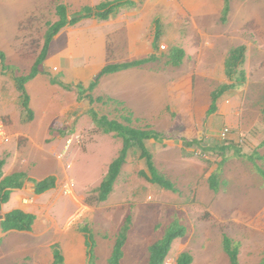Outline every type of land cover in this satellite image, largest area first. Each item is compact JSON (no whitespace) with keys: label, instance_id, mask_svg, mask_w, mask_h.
Segmentation results:
<instances>
[{"label":"rangeland","instance_id":"1","mask_svg":"<svg viewBox=\"0 0 264 264\" xmlns=\"http://www.w3.org/2000/svg\"><path fill=\"white\" fill-rule=\"evenodd\" d=\"M203 1L206 0H193V2L188 0L191 8L186 6L183 0H176L183 10L188 11L185 19L182 13V22L178 23L180 17H177L176 24L173 22L167 24L165 17L161 16L159 21H162L163 29L157 42L160 51H158L160 54L158 66L164 70L165 85L167 79L171 80L178 73L188 75L192 72L193 82L199 81L201 84L197 91L199 104L203 105L204 101H207L208 91L218 86L219 82L214 81L207 85L209 84L207 78L200 74L195 59L205 58L211 65L215 54L224 56L236 46H250L241 67L247 75V80L244 84L238 85L239 91L235 92L238 94L236 98L241 108L249 107L244 115V123L249 131L240 132L235 138L237 143L234 139L230 140L226 150L220 149L219 144L224 145L222 141L219 143L216 139L214 141L206 139L205 143L215 150L207 152L208 157L204 154L203 157L198 158L201 154L197 155V158H194L196 162L187 160L182 162L179 155L177 160L171 162L164 157L160 158L162 147L157 150L154 148L155 153L158 154L159 172L174 182L175 191L162 189L140 175L143 167L147 173L149 170L145 159L139 158L140 150L134 147L109 199L103 203L91 204L90 197L97 194L96 188L101 184L109 164L118 156L123 145L121 138L114 133L103 132L94 120L93 113L90 114L91 109H94L99 117L107 115L110 119L126 125L124 118L129 116L131 125L137 128H150V121L144 118L145 112L142 111L141 105L112 97L111 90L105 83L106 80L99 81L102 86L92 90L89 88L92 81L86 84L87 87L83 85L86 92L96 90L90 101L89 95L79 97L76 87L75 90L65 88L62 81L54 78L55 70L46 72L50 81L57 82H53L56 84L53 88L49 86L45 89L42 85L44 76L34 79L36 87L31 93L33 96L37 94L39 98L38 103L35 104L37 117L46 111V103L52 99L53 92L65 89L68 95L63 102L71 113L62 115L55 123L51 122L53 127L50 133L60 134L63 138L62 142H65L70 133L81 136L79 135L78 141H76L77 136L74 138L70 149L66 150L64 145L61 146L64 151L66 150V158H59L63 162L62 165L60 162L56 163L63 169L62 177L64 175V181L59 189L48 193L49 197L45 200L31 194L32 206L38 217L34 234L4 232L0 226V264H51L55 244H59L65 257V264H88V245L86 235L81 228L83 226L90 228L96 241L95 264H109L108 260L119 228L128 215L132 216L133 224L124 248L125 256L122 264H148V247L162 238L175 220L185 225L188 233L173 242L166 264H177L179 255L184 252L194 255V264H230L229 257L224 251V235L240 243L241 264H259L264 259V179L257 172L259 167L254 168V163L252 166H245L249 158L244 156L254 157L253 149L264 147V0H231V9L225 18L224 0H212V3L219 7H217L218 13L206 19L199 8ZM27 2L28 0H0V53L6 56L3 62L0 55V118L6 126L5 139L0 142V160L4 159L6 162L3 167L5 175L20 168L26 170L27 166L34 165L37 155L44 152L35 148L25 137L27 131L20 132L25 126L24 123L31 124L32 121L25 122L22 118L23 114L25 116L27 114L23 111L14 76L30 71L42 50L48 28L59 19L58 5H66L69 15H74L90 6L87 4L92 3V0ZM155 27L153 25L145 35L149 41L155 36ZM172 31L173 34L168 35ZM116 38L118 35L109 34L107 37L106 45L110 54L111 43ZM174 46L190 53L188 60L181 67H173L170 61L171 47ZM109 58L111 60L110 55ZM211 67L216 69L215 64ZM203 69L208 71L209 66L203 64ZM112 77L109 76L110 79ZM93 80H96V77ZM234 82L227 77V82L224 84ZM71 92L76 94L73 95ZM97 93L105 94L102 96V102L97 101ZM164 97L168 101L171 100L167 95ZM82 98L84 102L81 103ZM166 104L162 111L163 115L171 113V105L168 104L166 107ZM134 114H138L136 118ZM179 123L184 122L180 119ZM215 126H219L218 134L227 128L217 123ZM185 128V125L179 124L172 131L168 129L165 137L175 139L177 142L185 140ZM204 135L206 137V134ZM196 139L193 137V141ZM24 141L26 146L23 144ZM197 145L200 147L199 144ZM258 153L263 155V158L255 161L258 162L257 166L261 165L264 169V148ZM226 156H238V158L230 164H225L221 160ZM43 165L41 173L36 169L38 175L47 173L44 170H47L45 166L47 162L43 161ZM209 173L211 174L208 175ZM248 174L246 182L245 178ZM213 178L217 181L216 189L208 188L207 192L211 197L209 196L203 204L197 199L198 189L204 183L209 186L207 182L210 183ZM27 182L30 183L29 180ZM223 191L226 193L224 196L228 198V204L224 205L225 208L219 213L215 207L223 202V200L219 201ZM57 200H60L61 205H66L65 208L71 209L69 213L66 212L68 214L64 213V217L55 210L52 211L51 216L47 213L51 204ZM22 208L26 207L22 206ZM1 222L2 220L0 224Z\"/></svg>","mask_w":264,"mask_h":264},{"label":"crops","instance_id":"2","mask_svg":"<svg viewBox=\"0 0 264 264\" xmlns=\"http://www.w3.org/2000/svg\"><path fill=\"white\" fill-rule=\"evenodd\" d=\"M110 1L113 0H92V3L87 5L96 7L102 3ZM183 1L185 2L184 4H186V6H190L188 4V0ZM28 2H30V0H28ZM217 7L218 6L216 4L212 3V0L203 1L199 5V8L205 15L204 19L212 14H217ZM181 9L183 10V7L180 4H177L176 0H123L122 7H120L115 13L111 14L108 19H100L96 16L86 18L79 17V20L76 23L69 24L64 27L55 36L51 44L48 57L45 60L46 72L49 73L52 72V70H55L56 73H53L54 78L59 79L65 84L73 85L71 89L75 90V86L77 85L82 84L86 86L87 83L95 81L93 80L94 77H97L101 70L108 64L132 62L146 59L148 57H155L153 60L142 65L102 76L99 81L106 80L105 83L108 84V88L111 90V96L115 99L121 100L122 98L127 103L130 102L131 104L141 105L143 108L142 111L145 112L144 118L150 121L151 127L149 129H152L164 135L158 141L156 139H149L146 141L147 148L154 155V161L157 168L158 154L155 153L154 148L157 150L162 147L160 158L164 157L168 161L172 162L174 160H177L179 155L182 162L186 160L196 162L194 158H197V155L199 156L201 154L198 158L203 157L204 154L205 157H208L206 153H210L215 150L213 147L205 143L206 139H210L211 141H214L216 139L219 143L220 141H222L224 145L219 144L221 145L220 149L226 150L228 149L227 146L230 143V140L232 141V139H234V142L237 143V141L235 140L237 135H239L240 132L244 133L249 131L248 126H246V124L244 123V115L249 110V107L241 108V104L237 101L236 98L238 97V94H235V92L238 90L237 86L246 82L247 75L245 73L246 80L244 83L238 82L237 77L235 78V80L230 79L226 72V60L233 49H236L240 46H245V62L246 52L247 50H249L250 46H236L234 48H231L229 53H226L224 56H222V54H215L213 57V63H211V65L215 64L216 69L214 67H211L210 63L206 61L205 58L195 59L200 68V74H203V76L207 78V81L209 83L207 85H210L214 81L219 82L218 86L213 89L211 88L208 91L207 101H204L203 105L199 104L197 91L198 86H200L201 84L199 83V81L193 82L194 79L192 77V72L188 75H181L178 73V75H174L171 80L167 79V84L165 85L164 70L163 68L158 66L160 54H158L159 48L157 42H155V36L149 41L145 35L148 34L153 25L157 26V23L160 24L161 30L163 29V23H161L162 21H159L161 16L165 17V22L167 24H170L172 22L176 24L177 17H180L178 23L182 22L183 19L186 18L185 16L188 14V11H181ZM182 13L184 14L183 19H181ZM227 14L228 13L224 15V18L227 16ZM69 16L71 19L78 17L77 14ZM109 28H111L110 31ZM173 32L174 31H172V33H168V35H172ZM109 34L118 35V38H116L113 43H111V54L108 51L106 45L107 37ZM155 35H157L156 27ZM6 55L8 56V53ZM109 55L111 56V60L109 58ZM189 56L190 53L185 52L182 64L179 66H175L172 64L173 67H181L184 62L188 60ZM203 64L209 66L208 71H204ZM241 67L239 69L243 70L241 69ZM46 72L44 74H39L35 78V80L40 79V76H44V82L42 83L43 87L46 89L47 87L52 86L53 88V86L56 84L48 79V75ZM183 72L184 71H182V74H184ZM110 75L113 76L111 79L109 78ZM227 77L230 81L235 82L232 84H224L225 82H227ZM112 80L113 82H111ZM100 84L101 83H98L97 87H95L94 89L102 86ZM32 85L33 87H31ZM229 85H232V87L227 89L221 95L220 99L217 102V110L214 113H210L209 111L212 104L213 92ZM35 87L36 86L34 85V79L27 84V91L31 97L30 107L34 111V118L31 124L24 123L25 126L23 127V129H21L20 132L24 133V130L27 131L28 134L26 133L25 137L28 138L31 144H33L38 150L44 151L46 153L44 154L43 152L41 155H37L34 161V165L27 166L26 170L20 168L19 170L11 173L13 174L15 172H25L27 176L26 181L29 180L30 183H26L25 181L21 188L14 190L9 202L1 205L0 215L6 216L14 209H21L25 212L34 214L36 216V220L33 226V230L31 231L10 230L8 231L9 233L23 232L30 235L34 234L38 217L36 212L34 211V206H32L33 198L31 194L37 197L40 196L41 200H45L49 197L50 192L59 189V186L64 181V175L62 177L63 172L61 171H63V169L61 168V166L59 167V164L56 165L57 162L63 164V162H61L58 158V153H62L64 151V148H62L61 146L64 145V147H66L69 138H75L76 136L80 135L77 133H70V136L65 140V142H62L63 138L60 134L51 135L50 132L52 130L51 128L53 127V125H51V122L55 123L62 115L71 113L68 110V107L66 109V104L63 102V99L67 97L68 94L65 89H63L64 91H60L58 89V91H54L52 99H50L46 103V111L42 113L40 117H37L35 104L38 103L39 98H37V94L33 96V94L31 93L32 89ZM94 92L85 91V93L80 95V97L89 95L88 98L90 99ZM71 94L74 95L76 93L71 92ZM104 95L105 94L99 93L98 98L102 99V96ZM165 95L169 96L171 100L168 101L164 97ZM82 99L83 100L81 101V103L84 102V98ZM91 100L92 99H90V101ZM97 101L102 102L103 99L101 101ZM165 103H167L166 107L168 106V104L171 105V113H169V115L162 114ZM134 115L136 118L138 114ZM22 118L25 121L26 116L23 114ZM180 119H182L185 124L179 123ZM216 123L221 126H227L231 130L227 136V139H223L220 134L217 133L219 126L216 127ZM179 124L186 126L184 131L186 139H182L180 140V142H177V140L175 139H167L165 137V134L168 129L172 131L173 129H176ZM65 128L69 129L66 126ZM204 134H206V137ZM15 136L17 137L18 135ZM13 137L14 135L12 136V138ZM193 137L197 139L193 141ZM47 141L49 143H47ZM76 141H78L77 137ZM24 142L25 143L23 144L24 146H26V141ZM27 143L29 142L27 141ZM197 144H199L200 147H198ZM262 148L253 149L255 158L253 157V155H244L243 153L245 157L248 156L247 158H249V160L246 161L247 164H245V166H252V164L254 163V168L262 167L261 165L257 166V161L263 158V155H258V152H260ZM237 158L238 156H226L224 158L225 160L223 159L221 161H223L225 164H230ZM255 159H257V161H255ZM43 161L47 162V165H45L47 166V170L44 169L45 171H47V173L38 175L36 169L39 170V173L42 172ZM143 169L145 168L143 167ZM29 170H31V172H29ZM7 173L8 174L4 175H11L9 174V172ZM210 174L211 173H209L208 175ZM49 176L56 177V187L42 194H36L35 181H40ZM248 176L249 174L245 178L246 182L248 180ZM207 183L209 186L205 185L206 183H204L198 189L197 199L199 201L201 200L203 204L206 203V200H208L210 196L207 192L208 188L211 189L212 187L211 182ZM224 193V191L223 193L221 192V194L219 193L221 198V200L219 201L221 202L223 200V202L221 204L219 203V205L215 207V209H217L219 213L220 211H222V209L225 208L224 205L228 204V198L225 197L226 195L224 196ZM51 205L52 206L50 207L49 211H47L49 216H51L50 214L53 210H55L59 211L60 214H63L62 216L64 217V215L68 214L71 210L65 208L66 205H61L60 200L54 201ZM22 206H25L26 208L24 209L22 208ZM211 209L212 208L210 207V210ZM81 228L83 231V227ZM83 233L85 234L84 231ZM194 261L192 264H194Z\"/></svg>","mask_w":264,"mask_h":264},{"label":"trees","instance_id":"3","mask_svg":"<svg viewBox=\"0 0 264 264\" xmlns=\"http://www.w3.org/2000/svg\"><path fill=\"white\" fill-rule=\"evenodd\" d=\"M123 5V0H113L110 2L102 3L96 7L87 6L82 9V11L77 14L78 17L71 19L68 14V8L66 5L61 4L57 6V15L59 19L50 25L46 34L44 45L38 57L36 58L34 64L31 66V69L28 73L15 75L14 83L16 89L18 90L21 98V105L24 108L23 111H26L25 122L32 121L34 118V111L30 107L31 97L27 91V84L35 79L39 74L46 72L45 69V60L48 57L50 52L51 44L55 36L67 25L74 24L80 18L96 16L100 19H108L111 14L115 13ZM230 10V0H225V8L223 10L224 15ZM160 24L157 23L155 42H158L161 34ZM245 46H240L236 49H233L227 60H226V72L230 79L234 80L237 77V81L244 83L246 80V75L244 70L239 68L244 63L245 58ZM3 62L5 61V55L0 53ZM185 56L184 49L174 46L170 51V61L173 65L179 66L182 64V60ZM155 57H149L146 59L132 61V62H123L116 64L106 65L101 72L96 77L95 81L90 83V89H94L100 78L104 75L115 73L118 71L126 70L133 68L144 63H147L153 60ZM8 67V66H6ZM57 82V81H52ZM64 87L71 89L73 85L63 83ZM80 95L85 93L83 85L75 86ZM232 85L222 87L212 94V104L210 108V113H214L217 110V102L220 99L221 95ZM97 100L101 101V98ZM95 116V119L103 130L104 133H114L117 137L121 138L123 145L116 158L113 159L109 165L107 174L103 178L101 184L96 188V195L90 197L89 203H103L106 202L110 195L115 189L117 180L122 172L123 167L127 163L131 150L134 147H137L140 150L139 158L145 159L146 165L148 167L149 173L145 169L140 171V175L145 177L149 182L158 185L162 189L175 191L176 187L172 180L168 179L164 174L159 172V169L156 166L154 161L153 153L147 148L146 141L149 139H156L157 141L161 139L164 135L149 129V128H137L131 125L132 121L129 116H125L124 120L127 122V125L115 120L110 119L107 115L98 116V113L91 109L90 114ZM5 160H0V204L9 202L12 193L15 189L21 188L24 184V179H27L25 172H15L11 175L4 176L3 167L5 166ZM259 174L264 179V169L258 168ZM56 177L49 176L40 181H35V193L42 194L52 188L56 187ZM216 180L213 178L211 180L212 187L216 189ZM36 216L32 213L25 212L21 209H14L6 215V218L1 222V228L4 232L10 230L18 231H31L35 224ZM133 219L131 215L126 216L124 223L120 226L112 253L109 257V264H122V260L125 256L124 248L129 239V232L132 229ZM83 231L85 232L88 245V264H95L96 255L95 247L96 241L93 238V234L88 226H83ZM188 229L185 225L181 224L179 221L175 220L167 228L164 236L148 247L149 258L148 264H166L167 256L171 250L173 242L178 238H183L187 235ZM223 245L226 254L229 257L230 264H241L239 260L240 254V243L234 242L228 235L223 237ZM194 257L191 253L184 252L181 253L177 259V264H192ZM51 264H65V257L59 246V244L53 245V261ZM264 264V259L259 263Z\"/></svg>","mask_w":264,"mask_h":264},{"label":"built area","instance_id":"4","mask_svg":"<svg viewBox=\"0 0 264 264\" xmlns=\"http://www.w3.org/2000/svg\"><path fill=\"white\" fill-rule=\"evenodd\" d=\"M5 128H6V126H5V123H4V121L0 118V142L1 141H3V139H5L4 138V135H5ZM229 132H230V129L227 127V128H225V129H223L219 134H220V136L223 138V139H227V136H228V134H229ZM77 139L79 140V136H77ZM74 141V138H69L68 139V141H67V144H66V150H68V149H70V147H71V145H72V142ZM66 150L65 151H63L62 153H60L58 156V158H60V159H64V158H66L65 156H66ZM69 165H70V163H69Z\"/></svg>","mask_w":264,"mask_h":264},{"label":"water","instance_id":"5","mask_svg":"<svg viewBox=\"0 0 264 264\" xmlns=\"http://www.w3.org/2000/svg\"><path fill=\"white\" fill-rule=\"evenodd\" d=\"M74 17H76V16H74ZM5 218H6L5 215H0V219H1V220H4Z\"/></svg>","mask_w":264,"mask_h":264}]
</instances>
